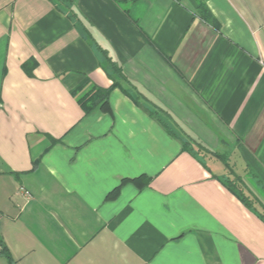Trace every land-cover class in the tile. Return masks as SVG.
Listing matches in <instances>:
<instances>
[{
  "label": "crops",
  "instance_id": "obj_1",
  "mask_svg": "<svg viewBox=\"0 0 264 264\" xmlns=\"http://www.w3.org/2000/svg\"><path fill=\"white\" fill-rule=\"evenodd\" d=\"M0 243L11 264H264V0H0Z\"/></svg>",
  "mask_w": 264,
  "mask_h": 264
},
{
  "label": "trees",
  "instance_id": "obj_2",
  "mask_svg": "<svg viewBox=\"0 0 264 264\" xmlns=\"http://www.w3.org/2000/svg\"><path fill=\"white\" fill-rule=\"evenodd\" d=\"M105 58H107L108 62L111 64V66L116 71L117 66L112 61V59H110L108 56H106ZM115 83L116 82H113L112 85L113 86L116 85ZM80 89H81V86H79L76 89V91L78 92V91H80ZM109 92H110V88H101L100 86L99 87L94 86L92 88V90L82 93L81 95H79V97L77 99H78L80 105L84 108V111H88L100 103L102 106H105ZM184 145L187 147L188 143L186 141H184ZM192 146H194V149L197 152H202V153L206 152V153H209L211 155H215L218 158H220L219 154L211 152L210 150H208L204 146H201V144H199L197 142L195 144H193ZM135 182H137V180H135ZM223 183L226 184V186L233 192V194H235V196H238V198L248 208L253 207V205L255 203V199L248 196V193H246L245 185L242 183V181L239 177H237V176H234L232 178L226 177V178H224ZM115 193H117V190H115L114 194ZM0 255H3L5 258H7L8 263L11 264L12 259H11V257H9L10 256L9 253L7 252V250L3 246L0 249Z\"/></svg>",
  "mask_w": 264,
  "mask_h": 264
},
{
  "label": "built area",
  "instance_id": "obj_3",
  "mask_svg": "<svg viewBox=\"0 0 264 264\" xmlns=\"http://www.w3.org/2000/svg\"><path fill=\"white\" fill-rule=\"evenodd\" d=\"M14 192H15V194L23 196L26 200L30 197V192H28L27 189L25 190V188H23V187H18L16 189V191H14ZM1 247H2V245H0V249H1Z\"/></svg>",
  "mask_w": 264,
  "mask_h": 264
}]
</instances>
